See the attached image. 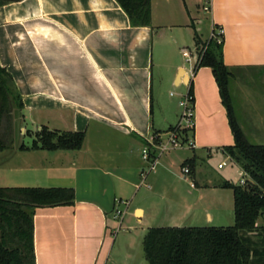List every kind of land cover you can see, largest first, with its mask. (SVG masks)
<instances>
[{"label":"crops","instance_id":"obj_1","mask_svg":"<svg viewBox=\"0 0 264 264\" xmlns=\"http://www.w3.org/2000/svg\"><path fill=\"white\" fill-rule=\"evenodd\" d=\"M183 1L194 20V36L185 20L174 21L176 15H183L172 11L178 0H151L152 20L147 27L133 26L116 0H23L0 6V64L14 79L23 104L22 123L41 113L47 125L39 130L47 127L86 134L82 149L77 151L32 148L36 137L31 133L22 137L31 136V145L22 141L14 148L0 150V188L75 191L73 205L36 209V264H128L123 250L132 252L134 244L125 249L117 242L125 215L116 223V202H128L129 210L147 180L152 184L147 186L160 196L161 186H172L173 170L179 165L183 168L187 161H192L194 168L185 178L192 179V189L207 191L212 206L196 203L185 223L167 227L235 224L233 191L222 187L225 182L239 184L226 171L230 167L240 170L224 151L235 146L227 109L212 69L196 71L195 61L187 69L174 58V51L186 39L181 31L191 30L192 40L196 42L197 36L207 42L212 27L218 25L224 28L223 60L234 72L232 86L236 73L264 71V0H207L211 12L195 18L189 1ZM162 3L173 23L155 22L159 20L155 8L159 10ZM164 26L173 33L167 38ZM185 48L180 47V53ZM164 85L168 92L184 85L187 93L192 85L195 147L192 157L184 161L165 153L157 155L154 169L143 180L141 173L149 166L143 149L151 146L153 137L157 138L155 143L164 142L171 128L178 125L171 124L167 116L161 96ZM239 124L247 139L250 135L264 139V115L250 120L251 126ZM151 148L155 155V148ZM216 155L221 157L218 162ZM223 162L226 165L219 169ZM225 191L230 194H222ZM133 214L139 224L146 220V210L140 204L135 205ZM261 221L264 215L259 217L258 227H264ZM203 222L205 225L199 226ZM152 228L161 227L142 228L143 243Z\"/></svg>","mask_w":264,"mask_h":264},{"label":"trees","instance_id":"obj_2","mask_svg":"<svg viewBox=\"0 0 264 264\" xmlns=\"http://www.w3.org/2000/svg\"><path fill=\"white\" fill-rule=\"evenodd\" d=\"M23 0H0V6ZM135 27L151 26V0H116ZM196 47L207 49L195 70L209 67L218 84L227 109L235 146L224 151L247 174L245 185L225 182L222 187L233 191L235 224L230 227H161L152 228L144 239V252L149 264H264V253L255 246L248 234L257 229L264 215V145L252 144L238 125L232 107L230 82L234 72L223 60L224 41L201 42ZM189 94L195 97L192 85ZM19 100L12 75L0 64V130L10 117L13 102ZM176 127L171 128V131ZM187 140L194 130H183ZM84 132L50 131L42 127L32 148L45 150L82 149ZM155 159V155L152 154ZM192 161L183 166L194 168ZM75 201L71 188H0V264H36L34 215L37 208L70 206Z\"/></svg>","mask_w":264,"mask_h":264},{"label":"rangeland","instance_id":"obj_3","mask_svg":"<svg viewBox=\"0 0 264 264\" xmlns=\"http://www.w3.org/2000/svg\"><path fill=\"white\" fill-rule=\"evenodd\" d=\"M189 7L193 14V18L195 17H205L207 12L204 11L203 7L206 5L207 0H188ZM194 1V2H193ZM194 5H193V3ZM174 5L172 11L177 14L179 11L183 14L179 16L174 21L177 23H182L184 20L189 27L192 28L191 34L192 36L195 35V30L193 29V22L194 20L189 16L187 6L183 0H178ZM194 6V7H193ZM158 11V12H157ZM155 12L159 13V20L155 21L157 24H168L173 23L172 18L168 16L167 7L159 6V10L156 7ZM179 15V14H178ZM181 17V19H180ZM157 20V18H156ZM164 30L163 34L169 36L172 33L169 28L162 27ZM199 29V28H197ZM186 30V29H185ZM190 31L186 30V32L181 31L182 41L180 47H186L188 51L194 53L196 45L195 40H192L193 37L190 35ZM176 33L177 31H173ZM205 37L208 39L209 36L205 34ZM157 37L155 38V67H154V91L156 92V85L158 80V68H157V60H156V47H157ZM179 47V48H180ZM177 48L174 51V58L178 61L181 60V63L187 68H190V64L186 62V59L180 53V49ZM236 84L234 83L232 86V80L230 82V93L232 98V107L235 119L240 126L239 123L244 124L245 127L251 126L250 120L254 121L264 115V71H250V72H241L236 73ZM16 88V87H15ZM168 86L164 85L161 89V96L166 108H168V118L171 120V124L177 125L179 124L181 117L183 115L184 109L180 107V102L184 99V96L187 92L186 87L183 85L181 88H174L167 91ZM233 91V92H232ZM172 93V95L170 94ZM19 100L13 102L10 117L4 121V125L0 130V150L1 149H11L14 148L18 143H22V141L26 145H31L33 142V138L31 136H25L22 140L23 135L30 134L37 138L38 132H40L39 127L41 125H47L45 120V115L41 113H35L34 118L30 119L27 118L26 121L22 123V113L19 105ZM154 111L155 117L158 119L159 116V108L157 107L156 102L154 101ZM51 116V113H48ZM239 120V121H238ZM168 128V127H167ZM165 128V130L167 129ZM168 135L164 137V142H167ZM190 139H193L192 136ZM248 140L253 144H264V139H256L254 137L248 138ZM168 154L170 158H175L178 161H184L188 157H192L193 151L190 149L188 145H185L182 148L172 149L169 152H165ZM166 157V155L164 156ZM163 157V158H164ZM221 160L219 155L215 156V161ZM238 168L241 169L240 165L235 162ZM147 166H146V169ZM175 173L173 177H170V182L172 186L168 187V185H164L160 187L161 193L160 196L156 195V192L153 189H150L147 185H152L149 180L145 182L146 184L142 185L134 203L130 206L129 210L125 214V220L123 222L122 229L116 235L117 242H122L126 249L127 245L130 244L134 250L130 253L123 250V255L126 254L129 258L128 264H148L144 249H143V240L140 236L142 234V228L150 227H167L173 226L176 223L179 225L180 223H185L184 218L188 216L192 210V206L196 203H200L207 207L212 206V198L208 196L207 191L202 188L192 189L191 184L192 179L185 178V175L182 171V166L179 165L177 168L173 170ZM226 172H230L233 180L238 183L241 181L242 176L239 173L237 168L228 169ZM165 176H162V178ZM161 184V182H160ZM163 187V188H162ZM225 195L230 194L229 191H225ZM207 195V196H206ZM140 204L146 210V220L143 224H139L137 218L133 214V210L135 205ZM137 216H140L137 212ZM119 219L116 223H119ZM201 223V222H199ZM199 224V226L205 225ZM261 224L264 225V222L261 221ZM153 225V226H152ZM263 228V227H262ZM250 240L255 244V246L260 250L261 253H264V231L261 229H257L254 233L248 234ZM117 243V244H118ZM117 258V257H116Z\"/></svg>","mask_w":264,"mask_h":264},{"label":"built area","instance_id":"obj_4","mask_svg":"<svg viewBox=\"0 0 264 264\" xmlns=\"http://www.w3.org/2000/svg\"><path fill=\"white\" fill-rule=\"evenodd\" d=\"M203 9L205 12L210 13L211 12L210 3H207L203 7ZM210 40H217L218 43H221L222 41H224V28L222 26H218V25L213 26L212 30H211L210 38L208 41H210ZM206 49H207V46H203V47H201V49L196 47L194 53L185 49V50H183L182 54H183V57L186 59V62L192 63V61H195L196 65H197V63L201 59V56H203V54L205 53ZM193 100H194L193 96H191L188 92L184 96V99L180 102V107H182L184 109V112H183V115L181 117L179 124L176 126V130L171 131L169 133V138H168L167 142L155 143L157 138L153 137V138H151V146H147L143 149V151H142L143 159L149 165L148 170L143 171L141 173V177L143 180H145L148 173L154 169V165H155V161H156L155 160L156 158L154 159V157H152V154L154 152H152L151 147L155 148L154 149L156 151L155 157L157 155L163 154L169 150L182 148L185 145H188L190 147V149H193L195 147L194 139H190V137H189L187 140H185L180 135V132L183 130H191V131L194 130V127H195V103ZM225 165H226V163L223 162V163L219 164L218 168L222 169ZM182 171H183L186 178L190 177V175L192 173L190 167L187 165L182 168ZM239 173L242 176V179H241V181H239V184L245 185L246 181H247V174L242 169L239 170ZM128 206H129L128 202L117 201L116 207L114 209V219L115 220H118V219L121 220L123 218V216L126 214V212L128 210Z\"/></svg>","mask_w":264,"mask_h":264},{"label":"water","instance_id":"obj_5","mask_svg":"<svg viewBox=\"0 0 264 264\" xmlns=\"http://www.w3.org/2000/svg\"><path fill=\"white\" fill-rule=\"evenodd\" d=\"M180 74H181V76H184V70H181Z\"/></svg>","mask_w":264,"mask_h":264}]
</instances>
